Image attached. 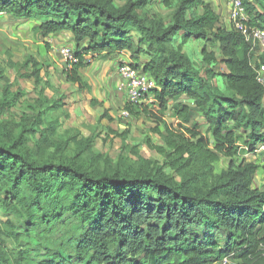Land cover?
Returning a JSON list of instances; mask_svg holds the SVG:
<instances>
[{"label": "trees", "instance_id": "obj_1", "mask_svg": "<svg viewBox=\"0 0 264 264\" xmlns=\"http://www.w3.org/2000/svg\"><path fill=\"white\" fill-rule=\"evenodd\" d=\"M151 1L0 0V13L39 20L44 37L71 35L79 62L65 74L81 91L91 90L84 55L129 54L158 88L154 105L124 108L156 122L151 131L164 143L146 140L157 160L122 135L113 158L79 129L61 133L57 101L38 91L34 56L9 61L36 97L19 121L2 120L25 93H13L0 66V264H264V190L253 186L262 165L245 158L264 142V59L242 31L220 24L212 0H162L169 20L141 13ZM242 3L246 24L264 29V0ZM180 33L182 43L203 40L221 56L204 47L203 73L174 45ZM217 62L226 71L209 67ZM104 118L114 120L109 111Z\"/></svg>", "mask_w": 264, "mask_h": 264}, {"label": "rangeland", "instance_id": "obj_2", "mask_svg": "<svg viewBox=\"0 0 264 264\" xmlns=\"http://www.w3.org/2000/svg\"><path fill=\"white\" fill-rule=\"evenodd\" d=\"M126 1L116 0V4L124 5ZM212 3L216 6L220 24L226 25L229 0H214ZM140 11L142 14L150 16L159 13L166 20H169L171 15V10L163 5L162 0H152ZM39 22V20L30 21L24 17L8 13L0 15V66L9 78L8 82L12 86L13 93H25L18 99L15 106L4 114L2 120L19 121L23 113L33 103L32 98L36 97L34 83L20 77L18 68L10 67L9 61L22 63L29 56H34L42 65L41 74L44 79L38 91L46 90L45 95L50 99L48 103L54 104L57 101L59 109L56 115L60 116L59 130L61 133L79 129L85 136L94 138V150L109 154L113 158L120 155L123 144L122 135H126L127 143L130 146H137L143 156L162 160L163 156L151 149L146 141L150 137L155 144L162 143V139L151 131V127H154L156 122L145 116L135 118L132 115H123L126 94L120 86L121 80L115 59L108 58L109 56L93 57V61L89 65L87 64L88 66L83 68L81 72L88 82L92 81L95 85V91L91 89L80 92L79 86L69 82L66 79V74H62L70 68L59 54L61 47L69 43L68 34L59 33L44 37L34 30L35 25ZM182 36L183 33H180L174 41V45H181L183 51L193 59L195 65L203 73L207 67L203 58L204 47H207L209 51H215L218 57L221 56L220 50L217 47H212L210 43L194 38L187 43H182ZM251 40L256 57L260 59L261 56L264 59L263 43L259 40ZM128 59L130 60L129 57ZM209 67L217 73L226 71V67L220 62L213 63ZM48 81L51 86L47 85ZM215 82L219 86L223 85V81L219 78H216ZM3 88L4 82H0V98ZM95 95L101 99L100 102L98 100V104L92 103V106H89L90 100L92 102L94 97L97 98ZM170 104L172 106L173 101ZM105 111H109L114 118L113 121H109L107 118L99 121ZM166 116L169 122L175 123L177 121L171 110L166 113ZM199 120L203 121L201 117ZM108 127H112L114 132H111ZM258 162L262 165L259 158ZM223 165L218 164L216 166L218 172L221 171ZM262 170L263 167L259 168L258 172Z\"/></svg>", "mask_w": 264, "mask_h": 264}, {"label": "built area", "instance_id": "obj_3", "mask_svg": "<svg viewBox=\"0 0 264 264\" xmlns=\"http://www.w3.org/2000/svg\"><path fill=\"white\" fill-rule=\"evenodd\" d=\"M230 19L233 26L242 31L247 39L259 40L264 45V29L249 27L246 22L249 17L242 0H229ZM2 13H0L1 15ZM59 54L66 61L69 67L74 63L79 62L76 56L75 49L71 45L61 47ZM97 55L88 53L84 55V61L90 64L93 57ZM118 72L121 78V89L124 90L127 98V103L131 105L151 104L155 102L154 90L158 88L156 80L143 70V67L135 65L131 60L121 57L118 63ZM259 81L264 84V63L259 70ZM124 116H129L128 110L123 111ZM255 157L261 160L264 168V142L259 143L253 151Z\"/></svg>", "mask_w": 264, "mask_h": 264}, {"label": "crops", "instance_id": "obj_4", "mask_svg": "<svg viewBox=\"0 0 264 264\" xmlns=\"http://www.w3.org/2000/svg\"><path fill=\"white\" fill-rule=\"evenodd\" d=\"M214 0H212L211 1V4H212V6H213V9L215 10V12L217 13V11H216V6L214 5V3H212ZM229 4V3H228ZM201 8L202 7H200L199 8V11L202 13L203 12V9H202V11H201ZM228 17H227V21H226V26L227 27H231L232 26V23H231V19H230V5H228ZM218 14V13H217ZM30 21H32V20H30ZM35 21V20H34ZM67 39L69 40V43H68V45H71V46H73L74 48H76V44H75V42L73 41V39H72V37H71V35H69L68 34V36H67ZM80 46L81 47H86L87 46V42L85 41V42H83V43H81L80 44ZM129 57V54H126V53H115V54H113V55H111V56H109L108 58H114L115 59V61L117 62V66H118V63H119V60L121 59V57ZM125 57V58H126ZM147 57H145V56H141V61H142V63H144V62H146L147 61ZM65 71V70H64ZM83 71V70H82ZM63 75H65V73H62ZM67 79V78H66ZM120 80H121V78H120ZM90 83V85H91V89H92V91H95V85H93V83H92V81H90L89 82ZM117 87H118V85H116ZM119 88V87H118ZM85 91V90H84ZM80 92H82L81 90H80ZM96 96V95H95ZM97 97V96H96ZM97 98H99V97H97ZM97 98H93V99H96L97 100V104H98V100H99V102H100V98L99 99H97ZM125 98H126V96H125ZM126 101H127V98H126ZM126 103V102H125ZM89 106H92V102H91V100H90V103H89ZM94 107V106H93ZM90 108V107H89ZM161 145L162 144H164L163 143V141H162V143H160ZM245 158L248 160V161H253V162H257L258 164H259V162H258V158L257 157H255L253 154H251V153H248V154H246V156H245ZM226 163H227V165H228V160L227 159H223V160H221L220 162H218V163H216V166L218 165V164H224L222 167L223 168H225L227 165H226ZM261 167H263V166H261ZM260 167V168H261ZM216 170H217V167H216ZM253 186L254 187H258V188H260V189H262V190H264V168H263V170L262 171H260V172H258V173H256L255 174V176H254V180H253Z\"/></svg>", "mask_w": 264, "mask_h": 264}]
</instances>
